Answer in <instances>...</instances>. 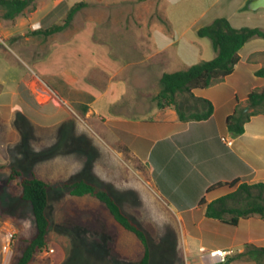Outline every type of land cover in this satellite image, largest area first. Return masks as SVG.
Here are the masks:
<instances>
[{
	"label": "crops",
	"instance_id": "obj_1",
	"mask_svg": "<svg viewBox=\"0 0 264 264\" xmlns=\"http://www.w3.org/2000/svg\"><path fill=\"white\" fill-rule=\"evenodd\" d=\"M250 1L157 0L161 18L142 17L135 36L127 31L114 36L90 14L92 5L113 0H34L11 20L0 12V264H11L22 240L35 234L33 228L25 237L21 223L9 219L32 213L20 198L18 181L7 185L9 168L21 170L23 162L34 160L39 132L52 139L77 126L76 120L147 165L156 192L178 223L185 256L178 264H213L207 253L227 248L235 251L229 264H256L238 255L247 245L264 247V215L232 223L229 213L225 221L207 218L206 209L241 184H264V114L251 116L238 136L226 126L235 110L250 111L249 94L264 88V77L256 75L264 68V39L242 46L229 76L177 98L187 119L155 101L164 73L213 59L211 42L196 34L213 19L225 18L234 29L264 31V9H248ZM79 2L88 5L68 27L49 36L39 33L62 25ZM175 60L180 69L170 71ZM209 109L207 117L194 118ZM236 181L231 188L225 185ZM8 231L15 232L9 260L2 252ZM116 255L115 264L132 262ZM64 259L63 248L49 243L30 264H63Z\"/></svg>",
	"mask_w": 264,
	"mask_h": 264
},
{
	"label": "rangeland",
	"instance_id": "obj_2",
	"mask_svg": "<svg viewBox=\"0 0 264 264\" xmlns=\"http://www.w3.org/2000/svg\"><path fill=\"white\" fill-rule=\"evenodd\" d=\"M156 1L113 0L107 5H92L90 14H95L114 36L126 31L135 36L141 29L142 17L150 21L161 18ZM162 22L169 27L166 20ZM178 67L175 60L169 70ZM76 122L77 126L69 125L64 133H54L52 139L39 132L34 160L20 166L24 175L34 170L52 185L46 211L51 223L47 238L48 244L63 248V264H115L117 253L131 257L132 262L123 264H137L143 252L139 241L121 228L96 199L70 196L61 187L64 182L78 180L94 183L115 198L124 213L146 233L153 264L182 262L185 256L178 223L156 192L147 165L127 154L117 142L110 144L109 136H104L106 140L98 137L92 130L94 126ZM9 219L21 223L25 237L32 235L33 228L35 231L32 213L23 212L20 218Z\"/></svg>",
	"mask_w": 264,
	"mask_h": 264
},
{
	"label": "trees",
	"instance_id": "obj_3",
	"mask_svg": "<svg viewBox=\"0 0 264 264\" xmlns=\"http://www.w3.org/2000/svg\"><path fill=\"white\" fill-rule=\"evenodd\" d=\"M34 0H0L1 18L11 20L29 8ZM86 2L73 5L62 25H53L40 31L44 36L57 33L68 27L74 15L87 7ZM199 38H207L212 45L215 56L209 61L198 62L184 70L173 73H164L158 81V94L155 97L158 108L174 107L181 120L187 119L181 113V102L177 98L189 95L192 91L205 89L215 82L229 76L239 61L238 52L242 46L251 39H264V31L258 28L234 29L225 18L213 19L207 25L197 30ZM257 76L264 77V68L256 72ZM250 111L235 110L226 118V126L233 136L243 133V124L257 114H264V88L252 91L247 100ZM194 117L202 119L208 116ZM1 168V166H0ZM7 185L18 181L20 186V198L29 203L35 225V234L27 240H22V246L18 247L17 254L11 264H30L34 257L48 246V232L50 220L47 215L49 203V191L52 185L40 179L34 171L24 175L19 169L11 166ZM236 182L225 184L232 187ZM217 184L216 186H220ZM63 190L70 196H90L102 204L115 222L125 231L131 233L141 244L143 252L138 264H150L151 252L146 233L124 213L115 198L104 188L85 180L64 182ZM231 201V204H229ZM229 213L231 222L236 218L264 215V184H241L235 192L211 202L206 209V217L225 221L224 215ZM254 261L256 264H264V247L257 248L247 245L243 253L238 255Z\"/></svg>",
	"mask_w": 264,
	"mask_h": 264
},
{
	"label": "built area",
	"instance_id": "obj_4",
	"mask_svg": "<svg viewBox=\"0 0 264 264\" xmlns=\"http://www.w3.org/2000/svg\"><path fill=\"white\" fill-rule=\"evenodd\" d=\"M15 237L14 231H8L2 238V252L5 254L7 260L12 257V245ZM52 253L53 250H49ZM235 255V251L232 248L211 250L207 253V258L215 264H224L231 257Z\"/></svg>",
	"mask_w": 264,
	"mask_h": 264
},
{
	"label": "water",
	"instance_id": "obj_5",
	"mask_svg": "<svg viewBox=\"0 0 264 264\" xmlns=\"http://www.w3.org/2000/svg\"><path fill=\"white\" fill-rule=\"evenodd\" d=\"M247 8L250 10L264 9V0H252L248 3ZM225 263L229 264V261Z\"/></svg>",
	"mask_w": 264,
	"mask_h": 264
}]
</instances>
